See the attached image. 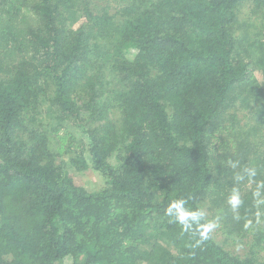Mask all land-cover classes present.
Segmentation results:
<instances>
[{"label":"trees","instance_id":"1","mask_svg":"<svg viewBox=\"0 0 264 264\" xmlns=\"http://www.w3.org/2000/svg\"><path fill=\"white\" fill-rule=\"evenodd\" d=\"M246 1L0 0V264H259L201 235L206 204L230 239L259 238L264 218V148L221 140L238 101L264 121V54L249 51L264 30L244 44L232 27ZM44 97L85 139L70 164L99 189L69 176L77 146L59 126L55 149L30 126Z\"/></svg>","mask_w":264,"mask_h":264},{"label":"rangeland","instance_id":"2","mask_svg":"<svg viewBox=\"0 0 264 264\" xmlns=\"http://www.w3.org/2000/svg\"><path fill=\"white\" fill-rule=\"evenodd\" d=\"M264 8V7H263ZM97 11V10H95ZM264 17V12L261 10L255 9V4L252 0H248L237 8V22L232 26L233 27V33L234 35L239 39L244 41V44L252 42L254 40H259L263 35L259 36V33L264 30V21L262 20ZM84 21L83 16L79 15L78 13L72 14V16L69 19L68 24L72 29H76L79 27L80 23ZM264 39V38H263ZM257 47V46H256ZM240 48V47H239ZM242 49V48H240ZM251 52V57L253 58V54L256 53L257 56L264 54V50L262 52L259 48H251L249 50ZM254 51V52H253ZM240 50L238 49L237 53H239ZM105 80L110 78L109 75H104ZM256 79L258 81L259 89L262 91L264 90V74H262L261 71H258L256 73ZM48 97L43 98V108H41V111L38 112V118L36 119V124L34 126L30 125L32 128H35L38 130L39 133L45 134L49 142L52 146V148L59 147V140L56 137V131L55 126L60 127V134H64V136L67 139V144H71L74 146L73 153H69V155L64 154L63 156V166L67 169V172L69 173V176L73 178L76 185L84 187L88 191H94L99 189L102 184L103 180L101 176L98 173L93 172L90 167L89 169H85L83 171L77 170L74 166L72 167L70 164V158L74 157L75 153L79 152L82 145V141H85L83 136L80 134L78 129L75 127L74 123L71 119H61L60 121L58 118L60 115L53 111V108L51 107V104L49 103ZM262 99H264V93H262ZM239 104L236 105L235 110L230 112L228 116V121L230 120V115L233 116V118L230 121H233L235 125H231L230 129L225 131L229 127L228 124L224 127V132L221 134V140L230 139L232 135L235 133L233 132H240L242 138L246 134H248L250 137L248 138L249 141L255 140L260 144V148H264V121L261 122V126H254L256 122H254L253 117L251 114H249L248 110L249 108H255L254 100L248 98L245 102L238 101ZM242 103V107H240V104ZM248 125L247 128L244 126ZM232 128V129H231ZM249 130V133H248ZM58 142V145H57ZM246 142V140H245ZM252 142V141H251ZM264 153V152H263ZM71 155V156H70ZM259 157V156H258ZM261 162H264L263 157L257 158ZM202 211L204 215L209 220V224L213 225L214 227L211 228L213 232L214 240L227 252H229L232 255L237 256H243V255H249L252 252V255L256 258L257 262L259 264H264V218L260 220L259 227L256 230V233L260 235L259 238H256L254 234L250 235L247 238H244L242 240H235L227 238L224 234V231L219 226V213L221 211V208L214 207L211 205H203ZM258 247V248H257Z\"/></svg>","mask_w":264,"mask_h":264},{"label":"clouds","instance_id":"3","mask_svg":"<svg viewBox=\"0 0 264 264\" xmlns=\"http://www.w3.org/2000/svg\"><path fill=\"white\" fill-rule=\"evenodd\" d=\"M233 166H235V165H233ZM249 174L255 175V172L253 170H250ZM230 203L233 205V207L238 206L240 204V200H239L238 196L231 197ZM184 204H185L184 200H174L170 203V205L166 209V213H167V215L172 217L176 222L182 224L186 230L187 229L188 216L185 212V209L182 207V205H184ZM173 209H175V212H173ZM194 215H198V214H194ZM182 217H183V219H182ZM212 227H214V226L210 224L204 228V232L201 233L203 238H206V233L209 230H211Z\"/></svg>","mask_w":264,"mask_h":264}]
</instances>
